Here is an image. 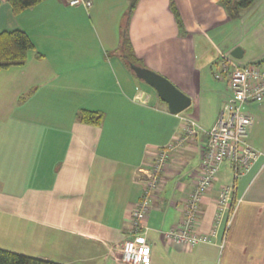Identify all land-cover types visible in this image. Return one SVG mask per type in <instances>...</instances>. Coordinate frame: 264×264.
Returning a JSON list of instances; mask_svg holds the SVG:
<instances>
[{"label": "crops", "instance_id": "0c3cea01", "mask_svg": "<svg viewBox=\"0 0 264 264\" xmlns=\"http://www.w3.org/2000/svg\"><path fill=\"white\" fill-rule=\"evenodd\" d=\"M219 1L138 0L129 16L132 54L191 100L176 116L124 59L130 0H92L89 9L41 0L0 29L20 30L34 46L23 66L0 71V249L57 264H123L109 249L129 233L143 190L136 173L183 137V119L207 131L229 100L210 78L217 50L240 48L244 65L264 60V0L235 19ZM248 106V142L262 157L236 181L224 165L204 194L197 230L216 231L212 243L183 251L162 236L181 223L197 179L206 145L198 132L161 174L145 223L149 264H264V100ZM80 111L101 123L78 122ZM232 184L241 202L225 229L216 203Z\"/></svg>", "mask_w": 264, "mask_h": 264}, {"label": "built area", "instance_id": "2783aa9c", "mask_svg": "<svg viewBox=\"0 0 264 264\" xmlns=\"http://www.w3.org/2000/svg\"><path fill=\"white\" fill-rule=\"evenodd\" d=\"M60 1L70 7H92V0ZM217 54L212 75L215 81L226 85L229 100L222 105L214 125L207 131H203L194 121L183 119V137L160 150L149 168L136 173V178L143 182V190L140 200L131 210L129 233L120 244L109 249V255L123 264L150 263L146 218L154 194L162 184L161 174L168 159L188 137L202 132L206 137V145L197 179L184 204L181 223L162 235L177 250L185 251L199 244L212 243L217 232L201 233L197 230V225L204 194L212 187L220 169L228 164L236 181L262 157V153L248 142V130L253 119L242 109L244 105L264 100V60L244 65L229 54L219 50ZM235 190V185L232 184L222 188L218 195L216 222L219 224L225 218V229L229 227L236 206L241 202L240 198L235 197Z\"/></svg>", "mask_w": 264, "mask_h": 264}, {"label": "trees", "instance_id": "16d2710c", "mask_svg": "<svg viewBox=\"0 0 264 264\" xmlns=\"http://www.w3.org/2000/svg\"><path fill=\"white\" fill-rule=\"evenodd\" d=\"M41 0H6L14 14H18L28 8L35 6ZM138 0H130V5L126 19L122 26V49L125 54V61L129 65L144 67L140 60L132 54L130 43L127 39V26L129 16ZM256 0H220L219 4L225 9L231 19L240 17L241 12L250 8ZM2 1L0 0V4ZM172 12L176 20H179L178 12L172 5ZM34 50V46L28 36L20 31L0 32V71L10 67L23 66L27 59V54ZM76 120L83 124L97 126L101 123L102 116L99 113L80 111L76 115ZM0 264H57L47 260L27 257L0 249Z\"/></svg>", "mask_w": 264, "mask_h": 264}, {"label": "water", "instance_id": "95a60500", "mask_svg": "<svg viewBox=\"0 0 264 264\" xmlns=\"http://www.w3.org/2000/svg\"><path fill=\"white\" fill-rule=\"evenodd\" d=\"M230 55L234 59L239 60L242 57V50L235 48ZM129 70L137 80L150 87L156 93L157 98L166 105L171 115H179L190 107V98L165 77L144 67L134 65H129Z\"/></svg>", "mask_w": 264, "mask_h": 264}, {"label": "rangeland", "instance_id": "374dc122", "mask_svg": "<svg viewBox=\"0 0 264 264\" xmlns=\"http://www.w3.org/2000/svg\"><path fill=\"white\" fill-rule=\"evenodd\" d=\"M3 2H5V1H2V3L0 4V29L2 30V29H4L5 27H9V25L11 24V23H13L14 21H16L17 19H16V17L15 16H18L20 13H18V14H14L13 12H11L12 11V9H11V7L9 6V4H7V5H3V4H6V3H3ZM2 7H4L5 9H3ZM7 8V9H6ZM11 14H12V18H11ZM7 15H10V16H7ZM13 16L15 17V18H13ZM127 39H128V33H127ZM125 54H128V53H125ZM213 75H210V78H212V82L214 83V85L216 84H218V87H219V89L220 90H225L226 89V85L224 84V83H221V82H218V81H215L214 80V78L212 77ZM227 102V101H226ZM225 102V103H226ZM250 105H252V104H250ZM250 107H252V106H248V105H244L243 106V112H245V113H247V112H251L250 111ZM193 108V107H192ZM220 109H221V107H220ZM220 109H219V111H220ZM222 170V169H221Z\"/></svg>", "mask_w": 264, "mask_h": 264}]
</instances>
